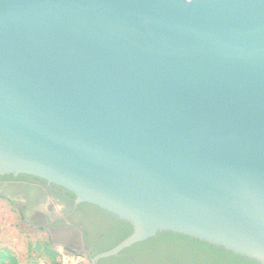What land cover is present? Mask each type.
I'll return each instance as SVG.
<instances>
[{"label": "water", "instance_id": "1", "mask_svg": "<svg viewBox=\"0 0 264 264\" xmlns=\"http://www.w3.org/2000/svg\"><path fill=\"white\" fill-rule=\"evenodd\" d=\"M264 264V0H0V175Z\"/></svg>", "mask_w": 264, "mask_h": 264}, {"label": "flooded vegetation", "instance_id": "2", "mask_svg": "<svg viewBox=\"0 0 264 264\" xmlns=\"http://www.w3.org/2000/svg\"><path fill=\"white\" fill-rule=\"evenodd\" d=\"M0 198L16 209L26 226L43 231L53 243L89 264L91 258L116 246L127 227L109 212L76 202L63 187L30 175H0ZM123 250L97 259L96 264L138 263Z\"/></svg>", "mask_w": 264, "mask_h": 264}, {"label": "trees", "instance_id": "3", "mask_svg": "<svg viewBox=\"0 0 264 264\" xmlns=\"http://www.w3.org/2000/svg\"><path fill=\"white\" fill-rule=\"evenodd\" d=\"M126 226L124 234L115 245L131 233L132 227L128 223ZM123 251L130 252L137 260V264H260L223 247L170 231L160 232ZM0 256L8 260V262L3 260L0 264H18L8 253H0ZM53 264L58 263L54 261Z\"/></svg>", "mask_w": 264, "mask_h": 264}, {"label": "rangeland", "instance_id": "4", "mask_svg": "<svg viewBox=\"0 0 264 264\" xmlns=\"http://www.w3.org/2000/svg\"><path fill=\"white\" fill-rule=\"evenodd\" d=\"M0 253L14 257L18 264H89L53 243L43 231L26 226L16 209L0 198ZM54 253V255L52 254ZM8 260L0 256L1 261Z\"/></svg>", "mask_w": 264, "mask_h": 264}]
</instances>
